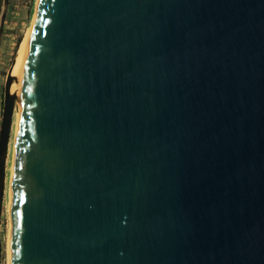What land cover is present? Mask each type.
<instances>
[{
    "label": "water",
    "instance_id": "water-1",
    "mask_svg": "<svg viewBox=\"0 0 264 264\" xmlns=\"http://www.w3.org/2000/svg\"><path fill=\"white\" fill-rule=\"evenodd\" d=\"M13 65L9 264H264V0H38Z\"/></svg>",
    "mask_w": 264,
    "mask_h": 264
},
{
    "label": "rangeland",
    "instance_id": "rangeland-1",
    "mask_svg": "<svg viewBox=\"0 0 264 264\" xmlns=\"http://www.w3.org/2000/svg\"><path fill=\"white\" fill-rule=\"evenodd\" d=\"M37 2L38 0H0V125L6 75L14 56L20 53L23 57L22 43L33 24ZM16 130L17 111L14 112L7 150L5 192L0 217V264H9L10 176Z\"/></svg>",
    "mask_w": 264,
    "mask_h": 264
},
{
    "label": "bare ground",
    "instance_id": "bare-ground-1",
    "mask_svg": "<svg viewBox=\"0 0 264 264\" xmlns=\"http://www.w3.org/2000/svg\"><path fill=\"white\" fill-rule=\"evenodd\" d=\"M37 6H38V2H37ZM37 6H36V9H37ZM35 14H36V10H35ZM35 14H34V18H33V24L30 27V29L28 30V33L26 35V38L24 39V41L22 43L23 57H22V55L20 53H17L14 56V58H13L14 65L12 67V73H11V75L14 76V77H16L18 79V83L17 84H13L11 86L10 92L11 93L17 92L18 93V99H19L20 85H21V81H22V78H23L24 68H25L26 56H27V52H28V48H29L30 40H31V36H32V30H33V25H34V20H35ZM15 111H17V125H18L19 111H20V103H19V100L17 102ZM13 117H14V115H13ZM12 124H13V122H12ZM16 139H17V130H16V135H15V143H14V151H13V161H14L15 149H16ZM13 161H12L11 176H10V202H11V177H12ZM10 234H11V206H10V228H9V249H8L9 250V253H10Z\"/></svg>",
    "mask_w": 264,
    "mask_h": 264
},
{
    "label": "snow or ice",
    "instance_id": "snow-or-ice-1",
    "mask_svg": "<svg viewBox=\"0 0 264 264\" xmlns=\"http://www.w3.org/2000/svg\"><path fill=\"white\" fill-rule=\"evenodd\" d=\"M18 215V214H17Z\"/></svg>",
    "mask_w": 264,
    "mask_h": 264
}]
</instances>
